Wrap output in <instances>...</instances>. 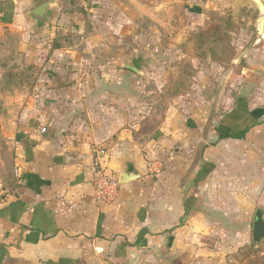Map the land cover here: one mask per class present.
Here are the masks:
<instances>
[{"label":"crops","instance_id":"0c3cea01","mask_svg":"<svg viewBox=\"0 0 264 264\" xmlns=\"http://www.w3.org/2000/svg\"><path fill=\"white\" fill-rule=\"evenodd\" d=\"M94 1L59 2L69 9L52 16V0H0L6 31L0 39L17 41L14 52L0 47L1 80L36 91L6 134L5 161L20 188L12 190L8 174L0 264H230L251 236L257 209L264 219V115L246 129L219 120L207 137L202 128L165 122L146 137L137 122L140 64L75 62V48L60 44L46 55L29 47V54L43 56L39 77L19 80L20 37L11 32L21 21L19 7L34 6L26 16L36 35L49 32V22L58 23V31L100 24L117 37L131 28L135 38L137 19L155 22L163 7L146 0H99L105 12L96 19L90 16ZM45 3L44 19L30 14ZM3 70L16 82L5 79ZM101 144L107 147L102 163L120 188L112 205L97 202L93 188ZM144 160L153 161L148 173ZM131 174L133 180L119 184Z\"/></svg>","mask_w":264,"mask_h":264},{"label":"rangeland","instance_id":"374dc122","mask_svg":"<svg viewBox=\"0 0 264 264\" xmlns=\"http://www.w3.org/2000/svg\"><path fill=\"white\" fill-rule=\"evenodd\" d=\"M260 1L263 5L261 10L250 0H146L144 4L153 3L163 7L156 12L159 17L155 22L137 19L136 38L131 28V33L117 37L112 33L107 35V30H102L100 24H97V28L85 25L84 29L79 30H71L67 25L64 31H58L57 26L60 25L49 22L47 24L51 30L42 36L36 35L34 23L26 16V12L34 6L27 3L19 7L21 21L11 26V32L20 37L18 48L21 51L17 57L21 68L19 80L29 83L39 77L36 66L42 62L43 56H37L35 50L31 52L33 55L29 54V47L43 48L46 55L54 44H60L63 48L70 46L77 52L75 62L85 60L96 65L115 62L117 66L122 62L140 64L141 84L135 91L139 105L137 122L146 137L154 129L164 126L165 122L173 127L190 125L195 129L202 128L206 137L210 129L218 126L219 120L223 125L233 123L237 128L246 129L251 123L261 121L264 115L259 113L264 112V32H259L260 18L264 20V0ZM59 2L67 0H52V16L69 9L67 5L61 7ZM94 2L92 11L95 13L90 16L99 19L104 15L105 8L99 0ZM112 13L116 17L115 12ZM218 18L229 21L231 26L228 45L232 54L226 59L227 55L222 50H216V58H200L193 35L207 29ZM78 20H82L81 17ZM78 20L74 19V22H81ZM127 26L130 27V23ZM102 32L103 36L100 35ZM5 33L0 26V38ZM4 40L0 39V47L9 46L14 52L17 41L13 38L10 42ZM65 58L60 56L58 61H65ZM5 71L3 76L7 74ZM10 81L16 82L15 79ZM5 83L0 76L1 200L3 196L0 208L6 203L4 195L8 168L2 150L7 141V130L27 105V96L36 92L33 85L32 88H13ZM178 113L184 118L176 115ZM253 114L255 117L259 114L254 122L248 119ZM246 118L248 120L245 121ZM106 156L107 147L101 144L95 150L93 188L97 202L112 205L118 201L120 188L116 176L107 172L102 163ZM152 163L144 160L146 173L150 172ZM262 242V246H256L249 234L247 244L237 249L230 264H264ZM253 244L254 248L251 247Z\"/></svg>","mask_w":264,"mask_h":264},{"label":"trees","instance_id":"16d2710c","mask_svg":"<svg viewBox=\"0 0 264 264\" xmlns=\"http://www.w3.org/2000/svg\"><path fill=\"white\" fill-rule=\"evenodd\" d=\"M230 27L231 26L229 24V21L223 18H218V19H214V22L211 23L207 29L200 31L197 34H194L193 39L199 57L205 58L207 56H210L216 58V50H222L224 54L227 55L226 59H229L230 54H232V51L228 45V39H229L228 35L230 33ZM2 62L6 64V60L2 59ZM12 77L13 75L11 71H7V74H5L4 76V78L5 79L7 78L8 80H11ZM259 113H264V112H259ZM258 115L259 114H256V117ZM252 116L255 117L254 114ZM2 155H4L5 159L6 158L8 159L6 148H3ZM7 168H8L9 177L11 179L10 183L12 185V190L18 191L20 188V184L14 181V177L12 173L13 166L10 163V160L7 161ZM6 196L7 194L4 195L5 198ZM251 247L254 248V244Z\"/></svg>","mask_w":264,"mask_h":264},{"label":"water","instance_id":"95a60500","mask_svg":"<svg viewBox=\"0 0 264 264\" xmlns=\"http://www.w3.org/2000/svg\"><path fill=\"white\" fill-rule=\"evenodd\" d=\"M251 2H253L257 8L259 10L263 9V5L261 3L260 0H250ZM48 7V3H45L43 5H41L40 7L34 9L30 14L32 16H34L37 19H44V16L46 14V10ZM259 32L262 31L263 27H264V22H263V18H260L259 21ZM258 32V33H259ZM131 70H134L135 72L137 71L134 67L130 66L128 67ZM134 175H126L123 176L122 180H120L119 184H124L126 182H129L131 180H133ZM251 239L252 242L258 246L262 240H264V219H263V214L262 211L260 209H257L255 212V216H254V222H253V226H252V232H251Z\"/></svg>","mask_w":264,"mask_h":264},{"label":"built area","instance_id":"2783aa9c","mask_svg":"<svg viewBox=\"0 0 264 264\" xmlns=\"http://www.w3.org/2000/svg\"><path fill=\"white\" fill-rule=\"evenodd\" d=\"M41 132L44 133L45 132V129H42ZM1 203H3V196H2V200H1V196H0V204Z\"/></svg>","mask_w":264,"mask_h":264},{"label":"bare ground","instance_id":"6f19581e","mask_svg":"<svg viewBox=\"0 0 264 264\" xmlns=\"http://www.w3.org/2000/svg\"><path fill=\"white\" fill-rule=\"evenodd\" d=\"M263 22H264V20H263ZM260 24V23H259ZM262 32H264V27H263V29H262V31L260 32V33H262Z\"/></svg>","mask_w":264,"mask_h":264}]
</instances>
